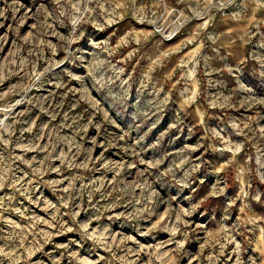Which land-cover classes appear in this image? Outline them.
Listing matches in <instances>:
<instances>
[{
    "label": "rangeland",
    "instance_id": "obj_1",
    "mask_svg": "<svg viewBox=\"0 0 264 264\" xmlns=\"http://www.w3.org/2000/svg\"><path fill=\"white\" fill-rule=\"evenodd\" d=\"M0 264H264V0H0Z\"/></svg>",
    "mask_w": 264,
    "mask_h": 264
}]
</instances>
